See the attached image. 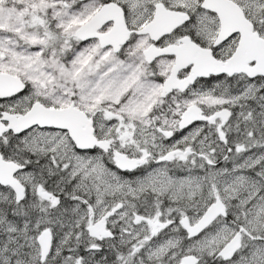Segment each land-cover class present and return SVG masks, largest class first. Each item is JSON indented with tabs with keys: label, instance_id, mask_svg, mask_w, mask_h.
Here are the masks:
<instances>
[{
	"label": "snow or ice",
	"instance_id": "snow-or-ice-1",
	"mask_svg": "<svg viewBox=\"0 0 264 264\" xmlns=\"http://www.w3.org/2000/svg\"><path fill=\"white\" fill-rule=\"evenodd\" d=\"M0 264H264V0H0Z\"/></svg>",
	"mask_w": 264,
	"mask_h": 264
}]
</instances>
